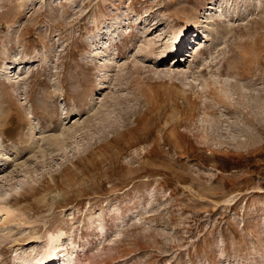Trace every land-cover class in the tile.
Returning a JSON list of instances; mask_svg holds the SVG:
<instances>
[{"label":"rangeland","instance_id":"1","mask_svg":"<svg viewBox=\"0 0 264 264\" xmlns=\"http://www.w3.org/2000/svg\"><path fill=\"white\" fill-rule=\"evenodd\" d=\"M40 263L264 264V0H0V264Z\"/></svg>","mask_w":264,"mask_h":264},{"label":"bare ground","instance_id":"2","mask_svg":"<svg viewBox=\"0 0 264 264\" xmlns=\"http://www.w3.org/2000/svg\"><path fill=\"white\" fill-rule=\"evenodd\" d=\"M49 256V254L47 255V257ZM51 257V256H50ZM45 261H42V263H44ZM60 263V262H59ZM41 264V263H40Z\"/></svg>","mask_w":264,"mask_h":264}]
</instances>
